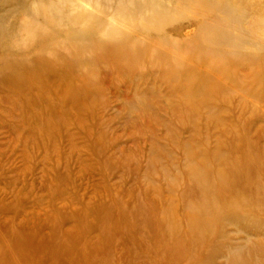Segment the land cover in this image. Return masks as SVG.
Returning <instances> with one entry per match:
<instances>
[{
    "label": "rangeland",
    "instance_id": "rangeland-1",
    "mask_svg": "<svg viewBox=\"0 0 264 264\" xmlns=\"http://www.w3.org/2000/svg\"><path fill=\"white\" fill-rule=\"evenodd\" d=\"M0 264H264V0H0Z\"/></svg>",
    "mask_w": 264,
    "mask_h": 264
},
{
    "label": "bare ground",
    "instance_id": "bare-ground-1",
    "mask_svg": "<svg viewBox=\"0 0 264 264\" xmlns=\"http://www.w3.org/2000/svg\"><path fill=\"white\" fill-rule=\"evenodd\" d=\"M91 3H92V2H91ZM60 5H61V4H60ZM96 6H97V5H96ZM90 8H91V7H90ZM92 9H93V8H92ZM96 9H97V8H96ZM88 10H89V9H88ZM72 15H73V14H72ZM25 16H26V15H25ZM73 16H74V15H73ZM110 22H111V21H110ZM74 26H75V25H74ZM60 27L63 28L62 25H61ZM59 29H60V28H59ZM233 39H234V38H233ZM226 41H227V40H226ZM238 42H239V41H238ZM234 43H235V42H234ZM226 45H227V44H226ZM226 45H225V46H226ZM239 45H241V44H239ZM239 45H238V46H239ZM66 46H67V45H66ZM235 46H237V45H235ZM233 47H234V46H233ZM22 48H23V47H22ZM236 48H240V47H235V49H234L235 51H236ZM232 49H233V48H232ZM237 50H238V49H237ZM79 51H80V50H79ZM79 51H78V52H79ZM25 73H26V72H25ZM90 81H91V80H90ZM87 83H88V82H87ZM33 100H34V99H33ZM69 100H70V99H69ZM3 168H4V167H3Z\"/></svg>",
    "mask_w": 264,
    "mask_h": 264
}]
</instances>
